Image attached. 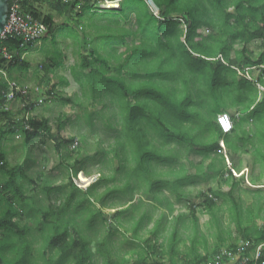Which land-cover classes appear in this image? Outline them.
Masks as SVG:
<instances>
[{
	"label": "trees",
	"instance_id": "1",
	"mask_svg": "<svg viewBox=\"0 0 264 264\" xmlns=\"http://www.w3.org/2000/svg\"><path fill=\"white\" fill-rule=\"evenodd\" d=\"M41 1L23 0L22 9L45 24L46 33L50 34L54 29L53 17L50 13L41 14L38 9ZM105 1L119 2L117 10L103 9L110 12L109 16H121L129 21L130 14H133L140 34L137 45L124 55L125 62L119 63L116 50L110 46L123 43L126 35L136 34L127 30H121L117 34L116 29L104 25L103 39L108 40L105 42L110 48L101 46L104 53L93 48L80 57L79 62L71 67L70 73L80 87L82 96L91 97L106 106L104 99L107 94H112L108 101L117 103L120 128L110 147L114 173L102 177L100 174L96 181L82 190L71 182L73 175L83 171V168H76L80 160L75 159L74 164L70 165L66 163V157L61 165L65 167L70 188L64 202L59 206L48 204L31 209L26 204L28 198L20 181L25 176L21 166L10 167L5 152L0 149V173L5 177L0 184V264H36L40 261L43 264H131L128 256L138 258L136 264H165L163 244L157 243V239L167 229L165 224L168 217L173 220H169V253L176 248L178 225L180 228H186V225L182 220L183 215L173 216L175 209L171 201L166 200L164 204L165 197H159L161 190L168 189L175 201L179 202L186 196L185 187L193 184L197 172L200 173L203 169L215 175L227 176L224 178H233L234 175L228 172L222 151L226 148L235 152L239 149L237 143L245 146L252 140L250 134L241 137L236 132L241 131L240 117L236 121L231 116L233 129L229 134H222L216 123V116L227 112L229 107L234 108L235 112L240 110H236V101L240 103V97L233 94L236 91L240 93L244 82L264 85L260 76L264 70V0H152L158 8V16L149 11L146 0ZM7 2L9 4V0ZM96 2L97 0H73L72 4H76L82 13L96 7ZM53 3L57 7L56 4L59 5L60 1L54 0ZM112 23L117 24V21L113 20ZM256 39L260 40L262 51L258 56H253L248 45ZM36 43L20 47V39L16 37L0 41V49L6 47L13 53L11 61L4 59L0 53V70L8 74L14 67L27 70L29 65L21 55ZM133 54L137 55L134 66L130 61ZM111 61H117V64L113 66ZM124 65L129 66L128 80L121 74ZM253 67H259L261 72L251 81L245 73ZM64 83L67 84L66 81ZM130 83L136 84V87L133 88ZM6 89L0 72V120H7L5 130L0 129V138L7 134L21 133L23 142L27 145L41 134L50 133L47 119L30 116L35 106L33 103L20 108L17 110L19 114L15 115L16 112L11 110V102L5 111L3 104ZM54 96L66 103L73 102L71 98H62L57 94ZM119 96L122 97V103ZM129 98L133 99V103L129 102ZM16 99L23 101V98ZM223 99L227 100V106L218 103ZM74 105L81 107L80 103ZM251 105L256 106L257 103L251 102L248 109ZM25 113H28L30 130H24L22 121L17 119ZM85 116L89 118L86 111ZM63 126L60 123L59 129ZM182 128H189L192 133ZM52 138L57 151L62 144L72 145L76 140L71 138L58 141L57 137ZM78 145L72 149L76 150ZM192 157H199V162L194 164ZM182 160L195 169L193 176ZM117 173L121 186L106 188L104 194L109 196L120 191L126 194L128 205L124 204L114 210L111 224L115 223L125 232L130 231L131 237H127L129 241L125 243L138 248V251L125 252L118 261L112 257L119 251H113L110 242V237L116 230L110 225L105 226L107 220L101 217L105 209L112 208L105 204L102 194L98 192L101 184L116 180ZM45 184L42 189L48 195L54 188ZM140 194L150 195L147 203L153 208L164 206L158 219L148 230H143V227L150 222L152 216L146 210L138 214L139 209L146 205ZM200 195L203 197L200 206L205 212L211 215L214 209H219L216 204L219 192L209 189L208 194ZM96 203L100 207L95 212L88 209L87 206ZM22 205L29 208L33 215L32 226L20 224ZM129 205L132 207L131 214L125 216L124 212ZM133 212L138 215L134 216ZM195 212V208L191 206V228L194 233L191 251L195 250L196 243ZM211 216L214 218V214ZM97 217H100L99 224L105 226L107 236L95 240L96 246L92 250V240L85 238L82 230L71 224L78 225L85 219L90 227L88 231H91ZM238 223L240 226V222ZM151 237L154 238L153 241ZM243 237L248 240V245L243 248L246 253L264 242V224L254 232L246 231ZM38 241L41 243L35 247ZM14 246L12 257L10 252ZM54 254L59 257L52 261ZM203 259L206 260V257ZM148 260L151 261L146 263Z\"/></svg>",
	"mask_w": 264,
	"mask_h": 264
},
{
	"label": "rangeland",
	"instance_id": "2",
	"mask_svg": "<svg viewBox=\"0 0 264 264\" xmlns=\"http://www.w3.org/2000/svg\"><path fill=\"white\" fill-rule=\"evenodd\" d=\"M76 1L81 2L82 0ZM53 2L54 0H42L38 5L41 14L50 13L52 15L54 21V29L52 33L44 34L35 45L29 48L30 53L25 57V62L29 65L27 70L22 69L21 67H14L9 74L7 73L11 80H14L20 85L28 86L31 101L41 100L40 104L34 106V110L31 112L32 115L30 113V116L47 119L48 125L50 126V133L41 134L27 145L24 144L21 133H15L13 135L7 134L2 139L0 138V149L5 152L9 166L12 167L19 165L25 174L20 181L22 189L28 198L26 204L31 209L39 208L41 205L47 206L48 204L59 206V204L64 202L66 192L70 188L68 186L65 167L61 165V163H63L62 160L66 157V163L70 165L74 164L75 159L80 160V164L77 165L76 168H83V171L80 172L85 178H89L90 181L86 185V183L79 177L80 172H77L71 179L72 184L76 188L83 190L88 184L96 181L100 174L102 177L103 175L110 176L114 173V161H111L112 153L110 147L115 141L118 129L120 128V124L118 123L120 116L118 114L119 109L117 103L114 101L113 103L108 101V98L110 99L112 94H107L105 97L104 102L106 103V106H103L102 103L98 100H93L91 97L82 96L81 89L72 77L70 69L73 65L79 62L82 55L88 54L93 48H97L100 53H104L101 46L107 47L108 49L114 47L116 55L119 56L118 62L122 64L125 62L124 55L128 54L131 48L136 47L137 41L140 37L133 14H130V20L126 21L121 16L112 17L108 15L110 13L109 11H103V9L117 10L119 8L118 1L97 0L96 7L92 10H85L82 13L79 11L80 9L76 4H72L73 1H70L69 4L64 2L61 3L63 7H61L60 4H56L57 7H55ZM113 20H116L117 24H113ZM104 25H110L116 29L117 34H119L121 30H127L134 31L136 36L126 35L123 43L110 44L111 46L108 47L106 46L108 40L103 39L102 26ZM181 27L182 26L179 28L181 29ZM119 38L120 36L117 37V39ZM259 44L260 40L258 39L249 43L248 49L253 52V56H258L262 51ZM136 57V54L131 55L130 61L132 65ZM111 64L115 66L117 61H111ZM128 68L129 66L124 65V68L121 70V74L127 80L130 78ZM147 68L148 66L146 69ZM260 72L259 67H253L247 70L245 75L250 79H255ZM260 76H262V80L264 81V70ZM64 81H66L67 84H65ZM130 85L133 86V88L136 87V84L130 83ZM54 94H57L62 98H71L73 102L71 104L63 102L60 98L54 96ZM236 94L241 100L240 103L236 101L238 106L236 110L240 109L238 111L239 113L235 112L233 109H229L227 113L230 116H233L236 121L240 117L241 124L239 126L241 131H236L239 136L243 137L251 134L252 140L256 142L257 146L254 150L256 158L253 155V159L250 157L249 159L247 158L248 161L244 162V159L241 157L243 154H240L239 152L233 154L227 149L225 150L226 153L222 154H224L223 156L225 157L226 165L229 161L233 162L236 171L246 169L247 164L252 162L250 164V180L254 178L256 179L259 176V169L255 167L253 168L252 166L254 164H262L264 167V85L244 82L240 93L236 91L233 96ZM119 100H121L122 103V97L119 96ZM129 100L130 103H133L132 98H129ZM251 102L257 103V105H252L251 108L248 109ZM74 103H80L81 107L75 106ZM218 103L222 106L228 105L226 99L220 100ZM20 108L21 102L18 99L13 101L11 104V110H13V113L16 112L15 115L19 114L17 110ZM85 111L89 114V118L85 116ZM60 123L64 124L62 129H59ZM6 124L7 120H5V118L0 120V129L5 130ZM183 130L192 133V130L189 128H184ZM52 136L57 137L58 141L74 138L79 142V145L77 149L74 150L72 149L73 146L71 144L68 143L67 145H64L61 142L62 146L59 148V151H57ZM237 145L239 149L245 147L241 146L240 143H237ZM250 150L251 147L249 148V151ZM236 155L239 157L236 158ZM192 158L194 164L198 163L200 160L199 157ZM182 163H184L189 174L193 176L195 169L184 160H182ZM236 164L239 165L236 167ZM161 168L163 169V167ZM243 172V176H245L246 171ZM224 177L223 175L219 176L209 173L204 169L200 173L197 172L195 182L185 187L186 196H184L179 202H175L174 195L168 189L163 188L161 190L159 197H165V200H163L164 204L166 200L174 203L175 210L173 216L176 214L187 216L185 222L186 228H180V225H178L179 230L176 236V248H182L183 245H188V238L193 237L194 233L191 228L192 222L190 217L191 206L194 207L196 211L195 217L198 219V232L203 235L209 248L210 245L214 244L217 240V236L219 238V235L221 234L220 236L223 237V233H228V229L229 233L231 232L230 238L227 240L230 245L228 248H231V246H234L233 244L237 242L240 234L236 233L234 230L233 222L229 218V215L232 216L236 222H238L241 216H243V222L246 221L244 220V214L246 212L244 207L254 198V196L250 197L248 192L257 193L261 191L251 188L246 189L247 192H245V189H241L243 188L241 186H238L240 189H238L236 185L232 187V180ZM116 178L117 179L114 181H107V183L101 184L98 188V192L102 194L105 204L112 208L105 209L104 213L101 214V217L107 220V225L104 223L105 226L110 225L112 229L116 230L111 235L110 242L113 246L112 250L119 251H117V255H113L112 257L114 260L118 261L119 257L125 252L130 250L138 251V248L134 245L131 246L130 244L125 243V241H129L127 237H131L130 231L125 232L122 227H117L115 223L111 224V215L114 210L119 209L120 206L124 204L128 205L126 194H123L120 191L110 194L109 196L104 194L106 188H112L114 185H116V187L121 186L122 182L118 179V173L116 174ZM262 178L264 179V172ZM4 179L5 177L0 173V184L4 182ZM44 184L47 187L54 188L48 195L44 189H42ZM251 184L256 186L255 182H251ZM257 186H260V188L264 187L263 183H257ZM57 187L60 188L57 189ZM209 189L213 192H219V199H217L222 201H220L221 204L218 206L219 209H214V212L211 213V215L214 214V218H212V216L205 212L200 206L203 197L201 195L199 196V194H208ZM229 190H232L234 198L238 196L240 199L237 200L238 204L231 206L228 211L229 198L227 192ZM139 196L146 205L139 209L138 214L140 211L146 210L147 213L152 216L150 222L143 227V230H148L158 219L164 206L155 209L147 203L150 198L149 194H140ZM135 199L138 200L137 197H135ZM217 199L216 201H218ZM98 204L96 203L93 206L87 207L89 210L95 212L100 207ZM241 205L244 207L241 208ZM29 208L27 209L25 205H22L21 212L23 215L21 216L20 224L27 223L30 226L33 225L34 218L29 212ZM131 208V205H129L124 212L125 216L131 214ZM250 210H248L250 213H247L249 214L248 221H252L256 216L254 210ZM26 212L27 215L25 216ZM132 214L134 216L138 215L136 212H133ZM168 218L169 219L165 224L167 229H165L162 233L163 235L157 239V243L161 242L163 244V250H168L167 238L168 240L170 239L168 236L171 228L170 221H173L170 217ZM99 219L100 217L96 218L95 225H92L91 231H88L90 227L85 219L78 225L75 223L71 224L74 227L81 229L85 238L92 240L90 244L92 250H94L96 246L95 240H101L103 237L107 236L105 226L102 227L99 224ZM260 222L261 221H258L259 224ZM127 227L129 226H126V228ZM123 232L125 233L122 234ZM0 233H2V231H0ZM140 233L143 234L144 232L140 231ZM196 236L200 239L198 234ZM203 238L202 241L204 242ZM153 239L154 238L151 237L152 241ZM40 243L41 242L38 241L35 247ZM245 244L247 243L239 240L238 246H244ZM15 246L11 248V255L12 250H15ZM185 253L189 254L188 252ZM11 255H8V257H11ZM58 257V254H54L52 256V261ZM128 257L132 258L131 256ZM133 259L129 260L132 262ZM100 260L101 259H99V262ZM150 261L151 260H148L146 263H149ZM36 264L43 263L40 261Z\"/></svg>",
	"mask_w": 264,
	"mask_h": 264
},
{
	"label": "built area",
	"instance_id": "3",
	"mask_svg": "<svg viewBox=\"0 0 264 264\" xmlns=\"http://www.w3.org/2000/svg\"><path fill=\"white\" fill-rule=\"evenodd\" d=\"M22 1L23 0H9L7 8L11 13H7L6 15V23L0 33V41L6 40L8 37H16L20 39V47H25L29 43L39 41V39L46 34L47 26L40 20L35 19L30 13L23 12ZM58 1H60V3L70 2V0ZM146 4L148 5L149 11L155 16H158V8L153 1L146 0ZM0 53L7 61H11L13 58V53L6 47H2ZM25 55L26 52L21 55V58H24ZM0 72L2 81L6 83L7 88L4 93L5 103L3 104V109L5 111L8 110L11 102L17 97L23 98V101L19 100L21 102V108L29 103H33L35 106L41 103V100H30L28 86L20 85L14 80L9 79L5 71L0 70ZM17 119L22 121L24 130H30V126L27 123L28 113H25L23 116L19 115ZM216 123L222 134H229L233 129L231 116L227 112L218 114L216 116ZM77 145L78 142L75 140L72 146L75 148ZM227 169H230L234 176H239V174H236L232 169L231 162H228ZM247 245L248 244H245L241 249ZM241 249L236 252H229L226 249H221L214 255L213 261L215 264H264V242L257 244L246 253Z\"/></svg>",
	"mask_w": 264,
	"mask_h": 264
},
{
	"label": "crops",
	"instance_id": "4",
	"mask_svg": "<svg viewBox=\"0 0 264 264\" xmlns=\"http://www.w3.org/2000/svg\"><path fill=\"white\" fill-rule=\"evenodd\" d=\"M60 6L63 7V5L61 3H60ZM29 53H30V51L28 49L26 51V55H28ZM26 55L24 56V60L23 61H25ZM6 75H7V72H6ZM7 77H8V75H7ZM250 80L254 81L255 79H250ZM255 84L259 85L257 83H255ZM229 109H233L234 110V108L229 107L227 109V112L229 111ZM31 115H32V113H31ZM252 133H254V132H252ZM249 136H251V134ZM255 140H256V136H255ZM250 144H251V146H250ZM237 147H238V145H237ZM250 147H251V150L249 151ZM256 147H257L256 146V142L253 141V140H250L249 143L246 144L243 149L240 148V149H237V151H235V152H232V151H230V152H232L233 154H235L237 152H239L240 154H243V155H241V157L244 159V162H245V161H248L247 158L249 159L251 157L253 159L254 150H255ZM225 150H226V148L223 149L222 153H226ZM238 157L239 156L236 155V158H238ZM254 157H255V155H254ZM229 162H231V161H229ZM231 163H232V169L234 170V172L236 174H239V176H233V178H230V180H232L231 181V186L232 187L235 186V185L237 186V188H238V186H241V187H243L241 189H245V192H247L246 189H251V188H255V189H258L259 191H261V192H257V193L256 192H252V193L248 192V194H250V197L254 196V198L251 200V202L246 204L245 207L243 205H241V208L244 207V209L246 211L245 214H244L245 215V217H244L245 219L244 220H246V221L243 222V216H241L240 219L238 220V222H240V226H238L239 223L234 221L233 217L229 215V218L233 222L232 224H233L234 230L236 231V233L240 234L238 236L237 242L235 244H233L234 246H231V248H228V247H230V245L227 242V240L230 238V233H231V232L229 233V229H228V233L227 232L223 233V237L220 236L221 234L219 235V238L217 236V240L214 242V244L210 245V248H209V246L206 244L207 242L203 238V235H201L198 232V219H197L196 226H197V232L198 233L196 232V235L198 234L200 239H198L197 236H196L195 250L191 251L190 244H191V241H192L191 240L192 237H189L188 238V242L189 243H187L188 245H183L182 248H179V247L174 248L175 250H173L171 253H169L168 250H164L165 255H164L163 261H164L165 264H215L214 261H213V258H214V255L217 252H219L221 249H226L229 252H236V251L240 250L242 248V246H238L239 240L242 241V242H246V243L248 241V240H244L243 234L246 233V231L254 232L255 230H259L261 228V226L264 224V191H263L264 187L260 188V186H257V183H263V185H264V179L262 178V174L264 172V167L262 166V164H254L252 167L253 168L255 167V168L259 169V176L256 179L254 178V179L250 180V175H249L250 174V168H251L250 164L252 162L247 164L246 169L241 170V171H236L234 166H233L234 165L233 162H231ZM238 165L239 164H236V167ZM243 171H246L245 172L246 173L245 176H243V174H244ZM228 172L233 174V172H231L230 169H228ZM229 173H227L226 175H229ZM251 182H255L256 186H253L251 184ZM238 189H240V188H238ZM228 194L227 195H228V198H229L228 199L229 200L228 211H229L231 206H234V205L238 204L237 200L240 199V198L238 196L234 198V196L232 194V191H231V193H228ZM220 201L221 200L216 201L217 207L221 204ZM250 209L251 210L253 209L254 213L256 214L255 218L252 219V221H248L249 214H247V213L249 212L248 210H250ZM186 219H187V216L183 215L182 216V220H183L184 223L186 222ZM258 221H261L260 224L258 223ZM202 238L204 239V242L202 241ZM188 248H190L189 251H187ZM241 250H243V249H241ZM185 252H188L189 254H186ZM204 257H206V260L203 259ZM133 258L138 259L135 256H133L132 258H129V259H133ZM148 258L150 259L151 257H147V259ZM135 259H133L132 262H131V260H129L130 263L131 264H136V260Z\"/></svg>",
	"mask_w": 264,
	"mask_h": 264
},
{
	"label": "water",
	"instance_id": "5",
	"mask_svg": "<svg viewBox=\"0 0 264 264\" xmlns=\"http://www.w3.org/2000/svg\"><path fill=\"white\" fill-rule=\"evenodd\" d=\"M7 7H8L7 0H0V33L6 23L5 21H6L7 13H11Z\"/></svg>",
	"mask_w": 264,
	"mask_h": 264
},
{
	"label": "bare ground",
	"instance_id": "6",
	"mask_svg": "<svg viewBox=\"0 0 264 264\" xmlns=\"http://www.w3.org/2000/svg\"><path fill=\"white\" fill-rule=\"evenodd\" d=\"M79 177H80V179H81L83 182H85V183H86V185H87V183H88V182H90V181H89V178H88V179H87V178H85V177H84V175H83V174H81V173H80ZM80 179H79V180H80ZM88 185H89V184H88ZM86 187H87V186H86Z\"/></svg>",
	"mask_w": 264,
	"mask_h": 264
}]
</instances>
